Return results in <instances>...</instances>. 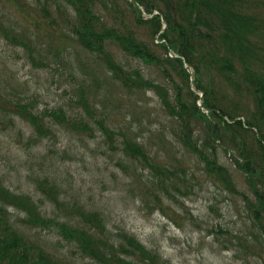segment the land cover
<instances>
[{
  "label": "rangeland",
  "instance_id": "374dc122",
  "mask_svg": "<svg viewBox=\"0 0 264 264\" xmlns=\"http://www.w3.org/2000/svg\"><path fill=\"white\" fill-rule=\"evenodd\" d=\"M97 2L106 4L97 3L106 19L116 24L128 21L130 8L124 0ZM60 14L54 0H0V22L7 30L27 27L31 56L40 61L33 64L26 50L8 43L0 33V93L8 101L0 112V181L4 186L37 198L36 181L48 176L59 186V200L96 211L108 231L131 233L168 264H264V233L249 216L245 198L251 194L246 178L220 143L214 141L217 157L228 167L238 189L235 192L209 179L176 142L173 131L177 127L162 109L155 90L129 93L97 57L78 46ZM110 46L121 65L140 66L144 76L170 87L155 67L129 59ZM16 102L27 103L32 112L61 106L85 119L90 114L91 127L81 134L51 127L54 136L37 137L31 124L15 109L11 112ZM97 118L114 131L110 138L96 125ZM193 125L202 135L203 127ZM132 134L158 163L168 168L183 165L185 182L180 185L186 187L185 193L173 191L174 197L165 198L155 187L154 171L125 155L120 140ZM41 208L52 215L60 211L46 198ZM28 233L66 264H103L49 230L28 229Z\"/></svg>",
  "mask_w": 264,
  "mask_h": 264
},
{
  "label": "trees",
  "instance_id": "16d2710c",
  "mask_svg": "<svg viewBox=\"0 0 264 264\" xmlns=\"http://www.w3.org/2000/svg\"><path fill=\"white\" fill-rule=\"evenodd\" d=\"M54 1L78 46L97 57L129 93L154 89L162 109L177 127L173 131L176 142L186 148L187 155L200 164L199 169L209 179L235 192L238 189L228 167L217 157L214 143H220L234 167L244 173L251 194V198L243 195L249 216L264 233V0H124L130 8L129 19L117 24L100 14L97 3L105 7L104 2ZM24 28L7 30L0 22L4 39L26 50L35 64L40 61L31 56L32 39ZM110 45L129 59L155 67L169 82V90L144 76L140 66L121 65L114 59ZM7 104L0 93V112ZM26 104L16 102L11 112L15 109L22 120L31 124L37 137L54 136L51 127L77 134L91 127L90 114L85 119L61 106L32 112ZM94 121L108 138L112 136L114 131L103 118ZM194 123L203 127L202 135L195 132ZM120 141L130 160L154 171L155 187L165 198L174 197L173 191L186 192V187L180 185L185 182L183 165L168 168L158 163L137 135H122ZM36 187L40 194L37 198L25 191L15 192L0 181V264H66L32 239L28 229L49 230L103 264H168L131 233L108 231L96 211L59 200V186L48 176L37 180ZM45 198L59 213L43 211Z\"/></svg>",
  "mask_w": 264,
  "mask_h": 264
}]
</instances>
